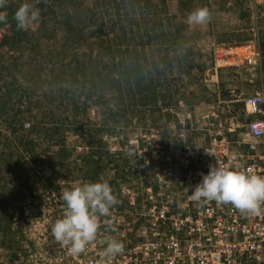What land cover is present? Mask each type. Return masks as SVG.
<instances>
[{"label": "rangeland", "instance_id": "rangeland-1", "mask_svg": "<svg viewBox=\"0 0 264 264\" xmlns=\"http://www.w3.org/2000/svg\"><path fill=\"white\" fill-rule=\"evenodd\" d=\"M14 1L40 16L20 41L0 26V264H94V240L73 256L51 237L62 191L118 187L179 101L244 121L243 97L264 92V0Z\"/></svg>", "mask_w": 264, "mask_h": 264}, {"label": "built area", "instance_id": "built-area-1", "mask_svg": "<svg viewBox=\"0 0 264 264\" xmlns=\"http://www.w3.org/2000/svg\"><path fill=\"white\" fill-rule=\"evenodd\" d=\"M179 104L167 122L171 129L142 132L125 180L113 189L118 203L103 219L109 232L99 230L94 239V264H102L109 239L124 246L111 264H264V204L252 215L191 199L216 162L264 175V92L243 97L244 121L223 107L198 113ZM240 127L242 137L235 134Z\"/></svg>", "mask_w": 264, "mask_h": 264}, {"label": "clouds", "instance_id": "clouds-1", "mask_svg": "<svg viewBox=\"0 0 264 264\" xmlns=\"http://www.w3.org/2000/svg\"><path fill=\"white\" fill-rule=\"evenodd\" d=\"M38 3L39 0H36ZM6 0H0V7ZM40 16L35 3L25 2L14 12L13 18L19 29H26ZM211 13L208 7H198L190 11L185 22L189 26L209 22ZM6 17L0 13V23ZM134 153L129 152V155ZM61 199L66 207L61 218L50 226V234L60 245H68V252L75 256L85 251L99 229V218L110 215V210L118 203L110 184L105 180L84 182L63 190ZM191 199L214 200L218 204H231L242 214L259 215L264 204V175L235 170L219 162L203 174L202 179L192 188ZM123 243L116 239L106 241L102 253V264H111L113 258L123 251Z\"/></svg>", "mask_w": 264, "mask_h": 264}, {"label": "trees", "instance_id": "trees-1", "mask_svg": "<svg viewBox=\"0 0 264 264\" xmlns=\"http://www.w3.org/2000/svg\"><path fill=\"white\" fill-rule=\"evenodd\" d=\"M18 8V4L14 0H6V3L3 7H0V13H3L6 17L5 22L0 23V26L8 28L12 34V38L16 39L15 41L23 40L26 37L25 29H19L16 26V21L13 18L14 12Z\"/></svg>", "mask_w": 264, "mask_h": 264}]
</instances>
